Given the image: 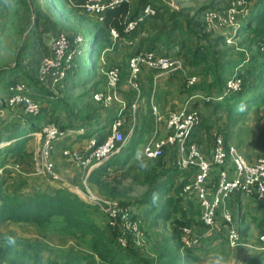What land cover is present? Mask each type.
<instances>
[{
  "label": "trees",
  "instance_id": "trees-1",
  "mask_svg": "<svg viewBox=\"0 0 264 264\" xmlns=\"http://www.w3.org/2000/svg\"><path fill=\"white\" fill-rule=\"evenodd\" d=\"M51 1L53 8L62 16H64V12L62 13L61 10L63 7H69L70 9L77 11L80 10L85 15L89 16L81 9V7L74 6V3L79 5L84 0ZM138 1V5L135 8L131 7L129 0L128 2L122 3L120 6L106 10L103 13L102 21L95 20V23L102 26V28H99L95 32L93 31V33H91L90 52L94 50L96 45L102 47L101 50H103L105 47H109L111 45L117 46L123 42L126 47L131 49L128 54V59L130 56L140 51H154L158 54L172 55L181 58L183 68L185 58H183L181 54H184L187 56V59H185L186 62H189L195 69L198 67L201 68L199 71L194 72L196 75L200 76V73H203L205 74V77H209L210 75L212 76V81L208 82L206 87L208 89V93L206 95H215V99L210 104H205H212L213 111L221 109L229 117L234 113L244 114L250 107L262 106L264 104V56L261 60H259V57L258 59H254L253 57L249 63H246L248 59H246L243 55H237L233 58L225 56V59L222 60L220 57H214V52L209 45L205 46L206 49H204V51L200 47L202 46V42L197 33L204 28L202 14L206 9L214 7L201 6L195 11L193 16L188 18L177 10L172 9L164 0H161L163 5H166L169 9H171L168 17L167 32L165 33L161 29L158 34L140 36L137 40L136 36L145 33V30H139L140 26L145 27L149 20H158L163 17L164 14L168 13L167 8L159 9V7H156L155 4L152 3V0ZM254 1L250 5L247 15L244 18L239 19L236 26H239L240 24L238 30L241 33H246L253 38L264 40V0ZM25 4L26 7H28L26 0ZM146 5H150L155 10V14L143 17L141 21H138L133 30L126 32L124 29L125 23L138 19ZM40 20L41 15L39 12H36L34 16V25L31 29L30 35L33 39L37 38V30ZM111 29L116 30L119 38L115 40L112 38ZM177 31L180 32L181 41H179L180 47L176 49L178 44H175L177 43V40L174 35ZM223 36L224 35L217 36L214 41H220ZM135 39L138 41L139 47H133L132 49L126 44V40H133L135 42ZM222 40H224V38ZM190 44H194V47L191 50ZM159 45H162L163 47H158ZM81 53L74 58L72 70L68 72L69 74L62 83L56 85L55 89H61V86H63L66 90L67 86L70 84L73 87L79 86L80 84H82L81 86L86 87L90 83L94 69L96 71V67L98 65H96L94 61L91 63L93 65L91 67L93 68V71L90 69V74H88L83 81L77 83L75 82L77 81L76 75L80 72L79 67ZM128 59L124 65L126 67L125 70L119 69L120 81L118 84V90L122 81H125L127 84V77L130 73ZM22 60L23 57L17 59L13 68H2L0 75L4 73H10L11 75H14L15 73H29L20 67ZM143 70L144 68L141 69L137 79L139 82L140 98L143 95L140 86L141 73H143ZM148 70L150 73H157L156 70ZM235 74L241 79L240 89L226 93V81ZM25 75L26 74H21V77L24 80L27 79L29 81V84H26L28 89L30 88V92L28 93L30 97L39 102L40 111L35 116L28 114L21 116V123L17 126V128H15V130L8 132L6 135L2 134L3 131L0 133V141L4 139L6 140L5 142H9L4 147L0 148V169L5 164L10 163L6 157L9 151H11L10 157L12 158L11 160H13V162H11L13 164L16 163L15 161H22L30 156V153L26 151V145L30 138L28 132L40 130L41 125L45 122H54L59 126V128L64 130H73L76 132V135L85 138H90L91 130L93 129V132H99L98 136L95 137L98 143L105 139L109 133V126L111 122L117 116L110 114L107 117L102 118L98 111L100 110L99 107L90 106V108L85 111L87 106L81 105L83 104V99L87 97H89L88 100L93 104V92L104 88H97L90 92L89 87L94 88L97 81L93 82L91 86L87 87V89L75 97L67 93H64L62 96L59 94L55 96L52 89L49 86L41 84L37 77L33 78ZM102 76L105 81L104 75ZM68 79H72V82L68 83ZM15 81L18 80L5 82L7 89L8 86ZM194 84L189 86L188 90L192 89ZM127 87L128 88L125 94L127 104V109L125 110L126 113L128 112L130 104L135 100L137 93L136 90L131 88L128 84ZM218 96H221V99ZM2 102H4V100ZM157 112L159 113L158 109ZM57 114L60 117L59 121L54 120V116ZM154 125L155 121L152 107L149 106V110L142 116L141 119L138 118L137 108L136 123L133 128L134 132L132 131L133 133L131 134L129 143H126L128 145H125L121 151L123 152V156L120 158L117 156L118 153H116L117 155L114 157L110 156L108 159L94 167L89 172L87 177L89 186L101 183L102 177L107 173V169L111 167L122 169H124L125 166L130 167L128 164L129 161L135 156L137 147L150 136ZM198 127H207L203 117L197 128ZM79 129L83 130L80 131ZM66 137L67 136L57 141L54 148H59L57 146H59L61 141H63ZM191 140L195 141L192 137ZM259 143L264 151V135L261 137ZM64 147L66 146L61 147V149ZM168 150L173 152L172 157L169 159L171 160V158H173L172 162L178 169V166L175 163L177 157L175 147L165 148L162 155L156 159L161 162L164 158L163 156L165 152ZM261 155H264V152ZM212 167L218 171V169H224L225 166L213 165ZM5 171H12V169H4L3 172L0 173V225L6 222L34 224L40 231L47 228L46 231L41 232L42 234L48 233V229L50 228V232L52 233L71 235L79 238L84 243H87V253L91 256H95L101 264H185V262H190L197 258V253L195 252L199 247H188L182 242L181 234L183 227H189L193 232V226H202L206 229V231L209 229L202 223L201 220L200 222L198 221V217L184 212L180 207V203L182 201L181 196L184 194L183 188L194 175V167L183 170L191 173L187 178L178 175L176 170L171 171L169 173L171 176L169 178H164L163 181L156 187L158 190L157 192L164 195L163 201L159 204L155 201L150 202L149 206L144 207V210L142 211L143 215L138 213V209L136 211V215H142L143 219L151 218L153 220H164L170 222V234L162 237L163 239L159 245L156 244L155 247L151 249L153 254L152 256H147L144 253V247L136 245L135 241L130 238V236L127 239V245L122 246L118 241L119 232L117 229L110 227L105 215L93 205L84 202L68 189L50 187L49 190H44L39 186L29 185L27 191L22 192V186L26 184V181H23V185L14 187L11 190L6 189L3 188L5 180L1 179V176ZM30 171H24L25 175L30 177V175L26 174ZM18 173L22 174L21 172ZM218 173L211 175L212 180H215L218 177ZM173 178L179 179L176 185H174L175 179ZM102 195L115 199L111 192H103ZM118 201L122 204H127L120 200ZM219 210L220 208L218 209V212ZM104 220L106 221L105 225L103 224ZM257 227L259 231L258 234H264V216L258 220ZM241 235L243 240H245L242 232ZM198 240L200 243L201 238ZM238 248L245 247L239 246ZM5 251L6 249H0V258ZM20 254L27 258L24 262L20 259L22 261L21 264H44L46 261L47 262L45 264H83V262L87 259V255H84L83 253L81 254L74 249H71L65 254L62 263H58L57 259L53 260L51 258L44 261L45 259L41 254L40 256L38 252L34 253L31 248L27 247H25Z\"/></svg>",
  "mask_w": 264,
  "mask_h": 264
},
{
  "label": "built area",
  "instance_id": "built-area-1",
  "mask_svg": "<svg viewBox=\"0 0 264 264\" xmlns=\"http://www.w3.org/2000/svg\"><path fill=\"white\" fill-rule=\"evenodd\" d=\"M129 0H84L79 5L81 9L90 17L97 21H102L103 13L108 9L120 6ZM171 6L176 7L169 1L164 0ZM254 0H229L227 6L223 8H209L202 14L203 27L206 32L218 31L225 28H233L238 22V17H245L250 5ZM155 10L146 5L142 14L136 20L125 23V31L133 30L138 21L143 17L154 15ZM112 38H119L116 30L111 29ZM83 37L81 33H68L63 30L58 31L50 45V54L41 60V68L37 78L41 84L49 86L54 95L57 84L64 81L72 70L74 58L82 52L81 43ZM126 44L133 47V40H126ZM98 66L100 72L105 77L103 89L93 92L92 99L103 105L110 106L118 101L120 108L117 117L109 126V133L101 142L91 138L84 148L71 149L64 147L60 150L61 155L75 164L81 170L80 184L66 185L67 189L77 195L84 202L93 205L103 213L110 227L119 232L118 241L122 246L127 245L130 236L135 243L142 237L140 230L139 216L128 204H122L118 200L94 192L88 185L87 177L91 169L102 163L110 156L119 153L125 147L128 136L132 133L136 123V111L140 100V89L138 76L142 68L156 70L155 77L173 71L183 70L182 59L172 55L158 54L154 51H140L130 56L128 65L130 73L127 77V84L136 90L135 100L130 104L128 112L125 101L119 99L118 84L120 81V70L117 66L104 67V60ZM196 76L192 75L187 82V87L196 82ZM241 79L236 74L226 81L225 92H233L240 89ZM57 89V88H56ZM7 97L4 104L10 110L22 107L28 115L35 116L40 111V104L29 95V89L24 81L18 80L8 86ZM221 99V96H218ZM201 99L205 103H211L215 95L191 94L179 109L169 111L165 116L157 112L155 105H152L155 125L148 140L142 146V154L146 158L155 159L162 155L165 148H176L177 157L175 160L179 169L186 170L195 168L192 178L186 183L183 191L194 193L201 208L200 220L209 229H212L217 220L218 209L223 200L230 194L240 191L248 193L254 190L256 198L264 201V155L258 156L255 161H248L234 145L225 144L224 136L218 131L212 135L211 156L206 158L197 143L191 140L192 133L202 120L198 109L192 105L194 99ZM6 110L0 107V119L4 117ZM163 123V132L160 131V123ZM124 127H128L127 132ZM3 125L0 123V133ZM72 130H64L54 122H45L40 130L34 134L39 137V145L33 159V168L27 175L33 177H46L56 184H64L53 160L54 146L57 141L67 136ZM9 142L0 141V148ZM213 165H223L218 173V177L212 180L210 171ZM228 167V168H227ZM12 169L21 172L22 168L18 163H7L1 169ZM231 173V175H230ZM225 222L229 225L227 242L230 247L257 249L264 255V234H259L255 242L243 240L239 229L232 225V214L228 210L222 212ZM195 233L189 227H183L181 240L190 247L198 241L191 240Z\"/></svg>",
  "mask_w": 264,
  "mask_h": 264
},
{
  "label": "rangeland",
  "instance_id": "rangeland-1",
  "mask_svg": "<svg viewBox=\"0 0 264 264\" xmlns=\"http://www.w3.org/2000/svg\"><path fill=\"white\" fill-rule=\"evenodd\" d=\"M171 2L178 12L182 13V15L190 18L194 15L195 11L201 6H210L214 8L225 7L228 5L229 0H166ZM28 7H26L25 0H0V71L2 68H13L17 59L23 57L22 64H26L25 61L27 56L30 53H33L32 42L34 39L31 35V29L34 25V16L36 12H39L41 15V19H52L55 24L60 26V30L65 32H77L81 33L83 37V42L81 43L82 53L80 55V72L76 75V83L83 81L89 73V70L93 65L91 64L93 61L97 65V69L92 74L90 79V83L84 87L81 86H71L68 85L65 90L63 86L61 89H55L57 93L62 96L64 93L72 95L73 97L82 93L87 87H89L95 80L103 79V74L99 70V65L101 64V60H104V67L117 66L120 70L123 69V65L128 58V47L122 44V47L118 48V54L114 56H121L122 61L117 62L114 61L110 63L109 55L107 56L106 51L101 50L102 47L96 45L93 51L90 52V41H91V33L95 32L97 29L102 28L96 24L95 19L85 15L80 10H73L69 7L61 8L62 13L64 12V16H62L57 10L53 8V4L51 0H26ZM138 0H130V5L132 8H135L138 5ZM222 2L220 5L218 3ZM255 2V1H254ZM152 3L155 4L159 9L167 8L168 13L164 14L163 17L158 19L157 24H147L145 27L140 26L139 30L145 32V36H151L154 34H158L162 29L165 33L167 32L168 25V17L171 9H169L166 5H163L161 0H152ZM169 5V4H168ZM170 6V5H169ZM171 7V6H170ZM27 8V9H26ZM244 17H238V20ZM156 20V19H155ZM240 27L236 26L235 28H225L220 29L218 31L206 32L203 28L201 31H198L197 35L201 39L202 50L206 49V45H209L214 52V57H220V59H225V56L228 57H236L244 56L249 63L251 59L254 57L259 60L263 59L264 56V40H260L259 38H253L252 36L241 33L238 29ZM142 34H140L141 36ZM224 35V40H220L215 42L214 39L219 36ZM175 38L178 44L176 49L180 47L179 41L180 32L177 31L175 33ZM159 45L158 47H161ZM163 47V46H162ZM194 44H190V50L193 49ZM28 53V54H27ZM26 54V55H25ZM183 58L187 59V56L181 54ZM213 57V58H214ZM212 60L214 61V59ZM184 59V68L182 71H173L165 74V81L161 82V90H158V96L161 101H164L163 104L168 105L174 100H180V102H185L188 98V95L193 92H198L201 94H207L208 89L206 88L208 82L212 81V76L205 77V74L200 73V76L196 75L194 72L199 71L201 68H194V66L190 65L189 62H186ZM220 62V61H218ZM214 67V66H213ZM148 70L144 68L143 72L146 73ZM5 74H7L5 76ZM10 73H4V75H0V94L4 93V87L6 86V80L14 81L15 78H10ZM196 76V82L192 89L188 90L187 82L188 79L192 76ZM4 76L5 78H2ZM161 76L159 80L160 82ZM19 80V79H18ZM151 77L149 78V83L151 87L153 85L151 81ZM72 82V79H68V83ZM98 83L94 86V88H90V92L92 90L97 89ZM141 90L144 92L145 89H148V85L145 84V80L143 77L140 80ZM65 87V86H64ZM7 86L5 87V90ZM70 90V91H69ZM88 91V92H89ZM124 93V92H122ZM1 98V95H0ZM89 97L83 99L82 106L86 105L87 107L94 105L88 100ZM157 99L155 98V101ZM193 101L192 105L198 109L201 116L204 117L209 113V107H203L202 104L205 102H196ZM207 105V104H206ZM212 107L211 105H207ZM112 107V106H111ZM111 107L107 110L106 107H100L98 110L101 117L105 118L113 112H110ZM157 107V106H156ZM174 107V106H173ZM158 108V107H157ZM113 111V110H112ZM159 111V110H158ZM21 114L24 115V112L21 110ZM164 115L165 113H160ZM214 117H212L208 121L209 128L207 133H204L202 136L201 145L206 146L210 143L211 140L208 139V136L212 137L215 131H218L222 134H225L227 128L220 124V119L222 116V120H225V115L222 111L218 110L215 112ZM54 120L59 121L60 117L57 115L54 116ZM138 121V120H137ZM229 122V120H228ZM226 123L227 125L229 123ZM247 123V121H246ZM80 124V123H77ZM161 124V123H160ZM159 124V125H160ZM237 128H243V131H246L247 128L244 127L242 121H240L235 127L236 132ZM234 131V127L231 129ZM133 131V130H132ZM134 132V131H133ZM132 132V133H133ZM131 133V134H132ZM131 134L128 136L127 143H129ZM89 139H86L85 144L89 142ZM128 145V144H126ZM234 145V144H232ZM235 146V145H234ZM4 147V146H2ZM142 144H140L135 152V156L129 161L130 167L115 168L111 167L107 169V173L102 177L101 183L90 185V188L98 193L103 194V192H111L115 199H118L124 203H127L133 210L138 209V213L142 214L144 207L149 206L150 202L155 201L156 203H161L164 199V195L157 192V185L163 181L164 178L170 177L169 174L171 171L176 170L178 175L183 177H189L191 173L183 171L182 169H177L175 164L169 159L172 157V151H166L164 154V158L159 162L156 158H146L141 152ZM81 149V148H78ZM3 150V149H2ZM56 152L57 149L54 148ZM239 151V150H238ZM240 153V152H239ZM117 154L112 155L114 157ZM246 157L244 154H242ZM11 151L8 152L6 156L8 158V162H13L11 160ZM118 157L123 156V152L118 153ZM260 156V155H259ZM62 158V157H61ZM258 158V157H257ZM248 160V158L246 157ZM61 160V159H60ZM256 160V159H255ZM254 160V161H255ZM64 159V171H66L67 175H69L68 171L72 170L73 173H76L70 161H66ZM251 161V160H248ZM20 165L21 168L25 167L24 171H28L27 166L24 164V160L15 161ZM172 162V163H171ZM147 165L146 168H141V164ZM173 164V165H172ZM161 165V166H160ZM228 168V167H227ZM59 172V170H58ZM220 172L212 167L210 171V177L214 173ZM60 173V172H59ZM64 181H69L71 184H77L76 179H66L60 174ZM76 177V174H75ZM173 177V176H172ZM2 180H5V185L3 188L13 189L19 185H23V181H26V184L22 186V192L27 191L29 185L39 186L41 189L49 190L50 187H53L51 182L46 177H28L25 174H20L17 171H5L1 176ZM175 179L174 185H176L179 181L178 178ZM103 191V192H102ZM182 201L180 203V207L184 212L190 213L191 215L198 217V221L200 222V214L201 208L197 201L194 193H186L181 196ZM259 203H264V201L257 199ZM143 202V203H142ZM143 205V206H142ZM99 213V212H98ZM100 214V213H99ZM101 215V214H100ZM143 215V214H142ZM142 215L139 214V227L142 231V237L138 238L136 241V245L144 247V253L147 256H152L151 249L155 247V245H159L162 241V237L170 234L171 225L169 221L164 220H153L151 218L143 219ZM104 219V218H103ZM197 219V218H196ZM105 220L103 224L105 225ZM198 225V223H197ZM47 229V228H46ZM46 229H42L41 231L34 224L27 223H13L6 222L0 225V249H6L0 259V264H21L24 260H27L26 257H23L20 253L25 247L31 248L34 253L38 252L46 261L47 259H57L58 263H62L64 260V256L71 249L76 250L79 253H83L87 255V259L83 262V264H101L99 260L95 256H91L88 254L87 243H84L81 239L73 237L71 235H62L57 233L50 232L51 229H48V233L42 234V231H46ZM195 230V229H193ZM195 232V231H194ZM197 232L191 236V240L197 239ZM199 242H196L192 247L198 246ZM40 255V256H41ZM22 259V261L20 260ZM47 262V261H46ZM44 262V264L46 263Z\"/></svg>",
  "mask_w": 264,
  "mask_h": 264
},
{
  "label": "crops",
  "instance_id": "crops-1",
  "mask_svg": "<svg viewBox=\"0 0 264 264\" xmlns=\"http://www.w3.org/2000/svg\"><path fill=\"white\" fill-rule=\"evenodd\" d=\"M222 2L218 3L220 5ZM75 5H77L75 3ZM74 5V6H75ZM155 22H158V20L152 21L149 20L147 24H157ZM146 24V25H147ZM60 26L55 24V22L52 19H41L38 25L37 30V38L34 39V42L32 43V49L33 53H30L29 56H27V59L25 61L26 64H22V61L20 63V67L25 71L29 73H21L26 74L27 77H37L40 68H41V60L43 57L48 56L50 54V45L60 30ZM141 36H145L144 33H142ZM139 36H136L138 40ZM123 42L118 44L117 46H109L105 47L103 50L106 51V55H109L110 63L117 61L121 62L122 57L121 56H114L118 54L119 51L118 48L122 47ZM125 45V44H123ZM133 47H139L138 41L134 42ZM133 47H131L133 49ZM131 49L128 48V52ZM28 54V53H27ZM26 55V54H25ZM128 59V58H127ZM127 62V60H126ZM125 62V63H126ZM125 70V66H122ZM122 69V70H123ZM148 70V69H147ZM21 74L15 73L14 75H11L10 78H15L13 80H21L25 81L26 84H29V81L26 79L24 80L21 77ZM157 73H150L148 70L146 73H141V78L145 80V84L148 85V89H145V91H142V97L139 100L138 103V118L141 119L142 116L149 110V106L152 107V105L157 106L156 108L159 110V113H165L163 116H165L169 111L179 109L183 106L184 102H180L177 99L172 101L171 103L163 104L164 101H161V99L158 96V90H161V82L165 81V74H161L157 77H155ZM4 75V74H2ZM7 74H5L6 76ZM10 75V74H9ZM163 76L160 80V82L157 83L159 78ZM151 77V81L153 83L152 87L149 83V78ZM2 78H5L2 76ZM6 82H9V80L5 79ZM11 81V80H10ZM98 84V89L103 88L105 85L104 79L95 80ZM94 81V82H95ZM92 85V84H91ZM90 85V86H91ZM6 87V86H5ZM4 87V93L0 94V107L4 108L6 110V114L2 119H0V123L3 125V133L6 135L8 132L15 130L17 126L21 123V116H25V112L22 107H17L16 109L10 110L6 107L3 100H6L7 97V90H5ZM127 84L125 81H122L119 87V99L126 102V91H127ZM70 91V90H69ZM30 92V88H29ZM124 92V93H122ZM198 93V92H193ZM191 93V94H193ZM201 94V93H200ZM190 95V94H189ZM188 95V96H189ZM155 98L157 99L155 101ZM194 103L196 102H202L201 99L197 98L194 99ZM193 103V102H192ZM94 107H104L102 105H99L98 103L93 101ZM194 105V104H193ZM208 105V104H207ZM206 104H202L203 107H209V113L203 117V120L205 121V124H207V127H198L194 132L192 133V138L197 142V145L199 149L201 150L202 154L209 158L211 156V147H212V137L208 136V139L211 140L209 144L206 146L201 145L202 136L204 133H207V130L209 128L208 121L216 116L215 112L213 111V108L210 106H207ZM112 106V107H111ZM174 106V107H173ZM111 107L110 112H113L111 115H118V110L120 108V103L118 101L112 103L110 106H107L105 109H109ZM90 108H85V111ZM21 110L24 112V115L21 114ZM220 111L223 112V110L220 109ZM225 115V120H222V116L220 119V124L226 127L227 130L225 131L224 140L227 145L234 144L237 150L241 154H244L248 160L254 161L259 155L263 154V149L260 146V139L264 135V104L262 106H252L248 109V111L244 114L240 113H234L232 116H227L225 112H223ZM229 120V122H228ZM140 121V120H139ZM242 121L244 124V127L247 128L246 131H243V128H237V131L235 130V127L237 124ZM247 121V123H246ZM229 123L228 125L226 123ZM163 123L160 124V131L163 132ZM9 125V126H7ZM232 127H234V131H232ZM95 129V128H94ZM82 131L83 129H79ZM124 130L127 132L128 127H124ZM36 131L28 132V135H30V138L26 145V151L30 153V156L26 159H24V164L27 166L28 171H30L33 168V159L36 155L37 148L39 145V137H37L34 133ZM98 131L93 132V129L91 130V136L92 138H95L98 136ZM222 134V133H221ZM151 135V134H150ZM150 137V136H149ZM148 137V138H149ZM148 138L141 143L143 144L148 140ZM86 139H89L88 137H82L76 135V132L72 130L67 137L61 141L60 145L57 146L56 152H53V160L55 163V167L57 171L59 170V174H62V176L66 179H76L77 184L73 185H79L80 184V176H81V170L79 167H77L75 164L70 162L73 166V168L76 170V173H73L72 170L68 171L69 175H67L66 171H64V158L61 153L60 149L63 146L69 147L71 149H78V148H84L86 146L85 142ZM128 140V139H127ZM1 141H6L2 139ZM55 151V150H54ZM142 152V148H141ZM62 157V158H61ZM245 157V158H246ZM61 159V160H60ZM32 160V161H31ZM67 161V159H66ZM65 161V162H66ZM69 161V160H68ZM25 167H23L24 169ZM26 169V168H25ZM92 170V169H91ZM76 174V177H75ZM231 175V173H230ZM61 176V175H60ZM62 178V177H61ZM71 184L69 181H64V184H52L53 187H61L67 189L66 185ZM89 185V183H88ZM224 210H228L231 212L233 216L232 225L237 227L245 237V239L248 242H255L256 237L259 235L257 222L258 220L264 216V203H259L256 198V194L254 190L243 193V192H234L232 195L226 197L220 207L219 212L217 213V220L212 229H206L202 226H193L195 229V232L197 233V236L201 238L200 243L198 245V249L195 253H197V258L192 261L185 262V264H212V260L214 257V254L217 252L223 253L225 257L230 261V264H264V255L258 251L257 249H251V248H233L230 247L227 242V234L229 230V225L225 222L223 218L222 212ZM244 230V231H243ZM199 241V240H198Z\"/></svg>",
  "mask_w": 264,
  "mask_h": 264
},
{
  "label": "clouds",
  "instance_id": "clouds-1",
  "mask_svg": "<svg viewBox=\"0 0 264 264\" xmlns=\"http://www.w3.org/2000/svg\"><path fill=\"white\" fill-rule=\"evenodd\" d=\"M141 168H146L147 165L141 164ZM212 264H230V261L225 257L223 253L217 252L214 254Z\"/></svg>",
  "mask_w": 264,
  "mask_h": 264
}]
</instances>
